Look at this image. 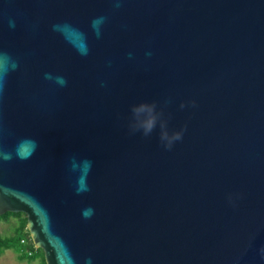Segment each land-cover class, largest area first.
I'll return each instance as SVG.
<instances>
[{"label": "water", "instance_id": "95a60500", "mask_svg": "<svg viewBox=\"0 0 264 264\" xmlns=\"http://www.w3.org/2000/svg\"><path fill=\"white\" fill-rule=\"evenodd\" d=\"M6 212L46 264H264V0H0Z\"/></svg>", "mask_w": 264, "mask_h": 264}, {"label": "clouds", "instance_id": "9594fccd", "mask_svg": "<svg viewBox=\"0 0 264 264\" xmlns=\"http://www.w3.org/2000/svg\"><path fill=\"white\" fill-rule=\"evenodd\" d=\"M150 55V53H149ZM62 84L67 81L61 78ZM167 104V101L165 102ZM193 106L195 102H192ZM185 107L184 103L180 104V108ZM131 116L128 122L129 134L141 133L144 137L150 136L156 129L157 125L160 128V141L167 150H171L174 142L180 141L183 138V132L186 130V125L179 131L169 132L168 121L164 119V111L161 108L157 110V103L153 102H140L134 104L130 108ZM261 255L264 256V248L260 249Z\"/></svg>", "mask_w": 264, "mask_h": 264}, {"label": "trees", "instance_id": "16d2710c", "mask_svg": "<svg viewBox=\"0 0 264 264\" xmlns=\"http://www.w3.org/2000/svg\"><path fill=\"white\" fill-rule=\"evenodd\" d=\"M11 217L16 219V234L9 236L0 234V255L7 249H14L20 261L26 260L29 263L39 258L41 264H46L43 250L35 247L30 237L26 215L22 212H6L0 215V219L5 221Z\"/></svg>", "mask_w": 264, "mask_h": 264}, {"label": "rangeland", "instance_id": "374dc122", "mask_svg": "<svg viewBox=\"0 0 264 264\" xmlns=\"http://www.w3.org/2000/svg\"><path fill=\"white\" fill-rule=\"evenodd\" d=\"M16 219L11 217L8 221L0 219V234L3 236H9L16 234ZM0 264H41L39 258L31 262L26 260L20 261L17 259L14 249H7L0 255Z\"/></svg>", "mask_w": 264, "mask_h": 264}]
</instances>
